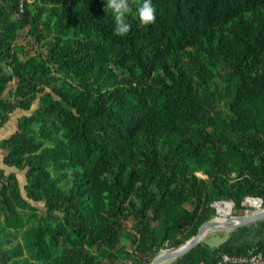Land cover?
Instances as JSON below:
<instances>
[{"label": "trees", "instance_id": "trees-1", "mask_svg": "<svg viewBox=\"0 0 264 264\" xmlns=\"http://www.w3.org/2000/svg\"><path fill=\"white\" fill-rule=\"evenodd\" d=\"M130 3L117 36L107 0H0V126L34 105L0 143V264H148L214 202L264 207V0Z\"/></svg>", "mask_w": 264, "mask_h": 264}, {"label": "water", "instance_id": "water-1", "mask_svg": "<svg viewBox=\"0 0 264 264\" xmlns=\"http://www.w3.org/2000/svg\"><path fill=\"white\" fill-rule=\"evenodd\" d=\"M34 105H32V108L29 109L25 114H30L33 110ZM252 198L259 200V205H261V198L259 197H251L247 196L243 199L242 204L244 203L245 199ZM228 201L233 204L230 200H221L217 202H225ZM217 211L215 209L214 214L202 223L195 234H193L190 238H188L185 242L178 245L177 247H171L166 249H161L148 264H162L163 262L172 260L176 257H179L186 253L189 249H191L200 239L211 229L214 228H222V229H234L240 226H246L250 223L257 222L264 220V207L259 208L255 211H252L250 213L240 214V215H229L222 217L221 219H218L216 217Z\"/></svg>", "mask_w": 264, "mask_h": 264}, {"label": "crops", "instance_id": "crops-1", "mask_svg": "<svg viewBox=\"0 0 264 264\" xmlns=\"http://www.w3.org/2000/svg\"><path fill=\"white\" fill-rule=\"evenodd\" d=\"M8 90V89H7ZM26 112L23 111V110H20L18 108H15L14 110H12L7 119L5 120V122L0 126V143L3 139H6L8 138L12 133H14L17 129V124H18V119L20 116H22L23 114H25ZM6 154V150L1 146L0 144V168L3 169L4 171V174H9V173H15V176L19 179V173H18V170L15 169L14 167H11V166H7L5 163H4V156ZM20 181V179H19ZM244 227L245 228V233L241 232V228ZM258 225L257 223L253 222V223H250L249 225H246V226H240L238 228L240 229H236V233L229 239L227 240H224L223 243H227V244H240L242 241H245L244 239L245 238H249V232L248 230L250 229L252 232H255L256 229L259 231L258 229ZM257 232V231H256ZM256 239V238H255ZM255 239H249V241H254ZM205 244H207L205 241H204ZM222 244V243H220ZM218 244V245H220ZM208 245V244H207ZM217 245V246H218ZM210 248L209 249H213V248H216L217 246H210L208 245ZM210 253V251H209ZM212 258H210L208 260L211 261L212 259H214L215 255H211ZM173 259L172 260H169V261H166V262H163L162 264H176V263H173ZM201 261H204L201 259ZM175 262V261H174ZM184 259L181 260L179 263L177 264H181V263H184ZM206 262V261H205Z\"/></svg>", "mask_w": 264, "mask_h": 264}, {"label": "clouds", "instance_id": "clouds-1", "mask_svg": "<svg viewBox=\"0 0 264 264\" xmlns=\"http://www.w3.org/2000/svg\"><path fill=\"white\" fill-rule=\"evenodd\" d=\"M106 8L114 14V34L124 36L131 30V24L127 21V16L132 12L130 0H107ZM138 19L142 25H150L156 21V8L152 0H142L136 8Z\"/></svg>", "mask_w": 264, "mask_h": 264}, {"label": "rangeland", "instance_id": "rangeland-1", "mask_svg": "<svg viewBox=\"0 0 264 264\" xmlns=\"http://www.w3.org/2000/svg\"><path fill=\"white\" fill-rule=\"evenodd\" d=\"M27 1H31V0H27ZM18 173H19L20 181H23L24 180L23 170L22 171L21 170L18 171ZM215 203H217V202L212 203V206L214 207V209H216ZM242 205L245 208H243V209H235L233 207V204H232L230 213L225 215V216L227 217L229 215H240V214L250 213V212L255 211V210L259 209V208H262L261 205H259V206H250V205H246V204L244 205V203ZM214 212H215V210H214ZM215 215H217V214H215ZM131 225H132V221L130 219L123 220L120 223V227L121 228H126V229H129L131 227ZM260 227L264 228V225L261 224ZM237 228H234V229H222V228L218 227V228L211 229L208 232H206V234L200 239V241H205L210 246H217L218 244L223 243L224 240H227V239L231 238L236 233L235 230ZM263 232H264V230H259L258 231L259 236H261V237L263 236L264 237ZM249 237L252 238V239H255L258 236L254 235V233H250ZM245 240H249V238H245Z\"/></svg>", "mask_w": 264, "mask_h": 264}, {"label": "built area", "instance_id": "built-area-1", "mask_svg": "<svg viewBox=\"0 0 264 264\" xmlns=\"http://www.w3.org/2000/svg\"><path fill=\"white\" fill-rule=\"evenodd\" d=\"M19 9L22 11V4L19 5ZM125 264H131V262L126 261ZM198 264H264V247L259 248L258 245H253L237 254L221 252L211 261H199Z\"/></svg>", "mask_w": 264, "mask_h": 264}, {"label": "bare ground", "instance_id": "bare-ground-1", "mask_svg": "<svg viewBox=\"0 0 264 264\" xmlns=\"http://www.w3.org/2000/svg\"><path fill=\"white\" fill-rule=\"evenodd\" d=\"M245 204L246 205H250V206H259V200L252 199V198H248V199H245L244 200V205ZM215 205H216V211H217L216 217L218 219H221L225 215L229 214L230 211H231V207H232L231 203L228 202V201H225V202H217V203H215Z\"/></svg>", "mask_w": 264, "mask_h": 264}]
</instances>
